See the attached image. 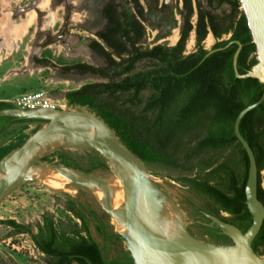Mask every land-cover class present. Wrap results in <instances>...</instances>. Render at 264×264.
<instances>
[{
    "label": "trees",
    "instance_id": "obj_1",
    "mask_svg": "<svg viewBox=\"0 0 264 264\" xmlns=\"http://www.w3.org/2000/svg\"><path fill=\"white\" fill-rule=\"evenodd\" d=\"M138 1H105L101 10L104 26L88 45L103 61V66L77 64L65 69L78 75L91 74L103 82L86 84L66 93V103L71 108H85L103 120L142 163H159L183 171H192L200 163L205 168L202 174L178 182L208 202L201 207L206 212L245 232L252 222L247 210L229 221L218 216L215 206L226 208L234 216V206L242 205L245 200L248 159L234 136L233 125L243 109L257 104L241 119L239 132L254 155L257 199L264 207L260 181L264 168V84L255 78H235L232 66L238 47L235 43L209 55L201 47L208 34L217 40L210 50L239 42L237 71L244 75L252 70L256 64L255 46L245 17L239 11V0H203L204 4L200 0H181L184 16L177 43L147 49L140 45L145 28L141 23L143 8L137 15L134 13ZM194 14L196 22L192 25L190 19ZM191 32L195 35L196 50L184 55ZM227 34H231L228 40L219 41ZM11 108H14L11 104L0 101V110ZM40 123L2 117L0 137L12 126ZM38 129L35 127L31 135ZM27 138L0 148V160ZM76 169L87 174L108 170L105 160L97 153ZM184 203L199 210L189 199H184ZM63 206L79 221L78 229L70 235L58 231L46 215L42 216L36 233L13 220L0 224L29 234L34 246L47 257L46 264H133L127 251L119 252L121 258L108 261V244L124 240L114 232L106 215L73 199ZM91 226L103 244L93 239ZM188 232L214 244H232L215 227L192 225ZM252 249L256 255L264 256V220Z\"/></svg>",
    "mask_w": 264,
    "mask_h": 264
},
{
    "label": "rangeland",
    "instance_id": "obj_2",
    "mask_svg": "<svg viewBox=\"0 0 264 264\" xmlns=\"http://www.w3.org/2000/svg\"><path fill=\"white\" fill-rule=\"evenodd\" d=\"M105 1L0 0V101L10 104L21 95L42 92L50 96L55 103L64 106L63 110L87 111L85 108L68 107L65 94L83 85L103 80L89 74L78 75L65 69L77 64L103 66V61L88 45L91 40L96 39L95 34L104 26L101 10ZM200 1L204 4L203 0ZM161 3L162 0H158V6ZM148 5H152L151 1L142 4L147 13L151 12ZM158 11L160 10L155 8V20L149 16L148 21L144 22L145 38L140 44L143 49L153 45L171 47L179 40L184 16L181 0H174L161 14ZM239 11H242L241 7ZM190 22L195 25V14ZM228 39L229 36L226 35L219 41ZM215 43L217 40L208 34L201 47L209 51ZM195 50V35L191 32L185 43L184 55ZM253 56L257 59L255 54ZM41 126L42 124L12 126L0 137V148L13 145L17 139L29 137L35 127ZM94 153L55 146L46 148L35 159L33 172L29 175L27 183L0 204V221L13 220L35 233L41 225L42 216L46 215L54 221L58 231L70 235L78 229L79 221L65 211L63 205L68 199L80 201L91 206L98 214H104L98 205V192L82 189L64 181L61 188L52 189L45 184L46 180L52 179L37 176L40 169L35 170L41 165L76 169L84 166ZM143 164L151 178L158 183L162 204L166 207L167 221H163L162 226H175L176 221H180L188 231L193 223V215L183 204L184 199H189L199 207H205L208 202L178 180L197 177L205 168L200 163H197L192 171H183L159 163ZM95 175L110 188L112 207L122 208L123 192L119 181L108 170L97 172ZM260 181L261 188L264 189V168L260 172ZM107 222L113 226L114 232L122 231L113 219L108 217ZM91 233L100 243L92 229ZM164 234H168L167 229ZM110 249L112 253L126 251V243L111 244ZM45 261V256L34 247L27 235L15 234L9 227L0 224V262L45 264Z\"/></svg>",
    "mask_w": 264,
    "mask_h": 264
},
{
    "label": "water",
    "instance_id": "obj_3",
    "mask_svg": "<svg viewBox=\"0 0 264 264\" xmlns=\"http://www.w3.org/2000/svg\"><path fill=\"white\" fill-rule=\"evenodd\" d=\"M165 2L169 4L172 0ZM239 3L255 46L256 64L250 72L244 75L238 73L237 58L241 51L239 42H230L224 48L209 50L208 55L235 43L238 46L232 59L235 78H255L264 84L261 80L264 74V0H239ZM256 106L254 104L243 109L233 125L234 136L248 159L244 197L251 215V225L245 232H241L218 217L201 212L208 222L199 224L218 228L222 235L230 239V245L214 244L195 238L180 221H176L175 226H162V222L167 221L166 207L162 204L158 183L114 131L99 117L85 110H0V118L43 123L21 146L0 160V204L27 183L33 172L35 159L46 148L55 146L69 150L93 151L105 160L108 171L119 181L123 192L122 208L112 207L111 190L95 173L87 174L68 167L41 165L35 169H40L37 176L45 179L52 172L70 185L101 193L98 205L122 230L115 233L126 243V251L133 264H264L263 256L256 255L252 249V242L264 220V207L257 199V166L250 147L239 132L241 119ZM165 229L168 230L167 235L164 234Z\"/></svg>",
    "mask_w": 264,
    "mask_h": 264
},
{
    "label": "flooded vegetation",
    "instance_id": "obj_4",
    "mask_svg": "<svg viewBox=\"0 0 264 264\" xmlns=\"http://www.w3.org/2000/svg\"><path fill=\"white\" fill-rule=\"evenodd\" d=\"M129 1H132V0H129ZM149 1H151L152 5H148V9L150 10L151 9V12L147 13V9L144 10L143 9V20H142V25L144 26V22L145 21H148V17L151 16L154 20H155V15H154V11H155V8H158L160 11H158L160 14L162 11L165 10V8L169 5H171L173 3L174 0H172L171 3L169 4H166L165 0H162V3L161 5L158 6V0H139L138 3H139V6L137 8H135V15H137V13L141 10V8H143L142 4L143 3H146L148 4ZM178 1V0H177ZM181 4H182V1H181ZM167 15V13L165 14ZM230 38L231 34H227ZM223 36H226V35H223ZM222 36V37H223ZM87 75V74H85ZM91 75V74H89ZM93 76V75H92ZM40 124H43V123H40ZM188 209H189V212L193 215V224L192 225H200L199 223H207V219L201 214V212H206L204 209H202L201 207H198L199 210H194V209H191L189 208L185 203H183ZM215 208H217V212H218V216L220 217H223V218H227L229 221H232V220H235L238 216H240L241 214L245 213V210H247V207L245 205V200L243 202L242 205H236L234 206V211H235V215L232 216L230 213H229V210H227L226 208H219L218 205L215 206ZM248 211V210H247ZM208 213V212H206ZM210 215H212L211 213H208ZM191 225V226H192ZM234 226V225H233ZM236 227V226H235ZM13 232H15V234H24V235H27L29 238H30V235L27 234V233H23L21 232L22 230L18 229V228H12V227H9ZM238 228V227H236ZM93 230L94 229L92 228V226L90 227V230ZM239 229V228H238ZM31 230V229H30ZM240 230V229H239ZM32 231V230H31ZM241 231V230H240ZM33 232V231H32ZM37 232V231H36ZM35 232V233H36ZM242 232V231H241ZM34 233V232H33ZM95 235L97 236L98 240L100 241V243H98L94 238V240L98 243V244H103V240L101 238L98 237V235L96 234V232L94 231ZM92 234V233H91ZM196 237V236H195ZM196 238H199V237H196ZM200 239V238H199ZM205 240H207L206 238H203ZM31 240V238H30ZM32 242V241H31ZM116 243V241L114 242H110L108 244V247L110 248V245L111 244H114ZM33 244V243H32ZM34 245V244H33ZM35 247V246H34ZM36 248V247H35ZM37 249V248H36ZM38 250V249H37ZM39 251V250H38ZM40 252V251H39ZM41 253V252H40ZM42 255H44L43 253H41ZM45 256V255H44ZM108 256V261L111 262V261H114L116 259H119L121 258V255L119 254V252H115V253H112V250L110 249L109 253L107 254ZM46 260H47V257L45 256ZM45 264H46V261H45Z\"/></svg>",
    "mask_w": 264,
    "mask_h": 264
},
{
    "label": "built area",
    "instance_id": "obj_5",
    "mask_svg": "<svg viewBox=\"0 0 264 264\" xmlns=\"http://www.w3.org/2000/svg\"><path fill=\"white\" fill-rule=\"evenodd\" d=\"M10 104L14 108L23 111H35L39 109H64V106L55 103L52 98H50V96L42 92L21 95L11 101Z\"/></svg>",
    "mask_w": 264,
    "mask_h": 264
},
{
    "label": "bare ground",
    "instance_id": "obj_6",
    "mask_svg": "<svg viewBox=\"0 0 264 264\" xmlns=\"http://www.w3.org/2000/svg\"><path fill=\"white\" fill-rule=\"evenodd\" d=\"M41 8V7H40ZM261 80L264 82V74H262L261 76ZM45 179H52V180H46L45 184L47 186H49L52 189H59L62 187V181L68 183L66 180H64L63 178H61L60 176H58L57 174H54L52 172H50L49 177L45 178ZM56 180V181H55ZM122 191V190H121ZM122 195V194H121ZM99 199L102 197L101 193H98L97 196ZM114 198V197H113ZM118 200V199H117ZM121 201V200H119ZM119 204V203H118Z\"/></svg>",
    "mask_w": 264,
    "mask_h": 264
}]
</instances>
